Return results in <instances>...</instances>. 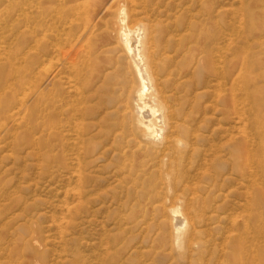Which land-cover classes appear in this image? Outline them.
Returning a JSON list of instances; mask_svg holds the SVG:
<instances>
[{
	"label": "rangeland",
	"instance_id": "1",
	"mask_svg": "<svg viewBox=\"0 0 264 264\" xmlns=\"http://www.w3.org/2000/svg\"><path fill=\"white\" fill-rule=\"evenodd\" d=\"M18 1L0 0V64L3 47H14L27 68L18 72L17 104L27 91L28 103L34 82L41 92L66 51L75 66L67 64L69 84L40 96L33 121L16 105L23 115L0 152L2 189L17 202L7 214L21 263L264 264V198H256L264 175L256 135L264 133V0H135L132 10L125 0H27L33 15L24 27ZM123 3L129 26L152 32L174 150L162 145L165 117H150L161 130L155 139L136 126L139 80L111 32V11ZM53 38L64 46L48 57ZM29 55L43 60L34 73ZM151 87L144 101L159 109ZM173 209L184 219L178 231Z\"/></svg>",
	"mask_w": 264,
	"mask_h": 264
},
{
	"label": "bare ground",
	"instance_id": "2",
	"mask_svg": "<svg viewBox=\"0 0 264 264\" xmlns=\"http://www.w3.org/2000/svg\"><path fill=\"white\" fill-rule=\"evenodd\" d=\"M33 1V0H32ZM31 1V2H32ZM96 1V0H95ZM98 1V0H97ZM100 1V0H99ZM26 2L27 0H19L18 3H17V11H18V16L20 17V24H21V27L23 26L24 27V24H26L28 22L29 19L32 18V15H33V11L30 12L28 10H26ZM55 2V1H54ZM122 2V1H121ZM124 2H126V6L127 4H129L131 10L133 9L134 7V2L135 0H125ZM73 3V2H72ZM88 3V2H87ZM90 3V2H89ZM99 4V3H98ZM79 5V4H78ZM85 5V3H84ZM92 6V5H91ZM96 6V5H95ZM120 6V5H119ZM117 6V7H119ZM126 6L123 5L120 6L119 8H117L116 10H110L112 15H113V18H114V21H111L113 20V18L110 20L112 22V28H111V32L114 34L116 38V43H113V44H117L120 46V50L123 51L124 56L125 57V60H127V58L129 59V63H130V66L133 70V73L136 75L137 79L139 80V88L138 89H135V92H136V99L137 101H139V103L136 105V113L138 115V120L136 122V126L144 133V137L145 139H151V138H156L158 137V135L161 133V130L159 128L156 127V124L151 120L150 117H154L156 119V122H161V120L163 121L165 117L166 119V126L168 127V133L167 135L164 137L163 139V146H165L168 151H170V147L173 146V150H174V145H172L174 143V138L172 137V134H173V129L176 127L172 118H170V114L172 113L171 111V108L172 106H168L167 104V99L165 98L164 94L163 93L164 91L162 90L161 88V85L159 86V84L156 82V75L154 73V61H153V58H152V52H153V47H152V39H151V34H150V31L148 28L144 27L141 22H139L136 27L135 26H129V24L127 23V19H126V14H125V8ZM47 7V6H46ZM99 7V6H98ZM30 8V7H29ZM54 8V7H53ZM69 8V7H68ZM113 8V7H111ZM150 8V7H149ZM92 9H94L92 7ZM92 9L90 11H92ZM106 9V8H105ZM109 9V7L107 8ZM95 10V9H94ZM93 10V11H94ZM130 10V9H129ZM79 11V10H77ZM89 11V12H90ZM96 12V11H95ZM140 12V11H139ZM39 13V12H38ZM91 13V12H90ZM93 13V12H92ZM88 15V14H87ZM140 15V14H139ZM17 16V15H16ZM74 17V16H73ZM89 18V17H88ZM69 20V19H68ZM87 20V19H86ZM145 21V20H144ZM87 22V21H86ZM85 22V24H86ZM67 23V22H66ZM88 23V22H87ZM149 26V25H148ZM84 27V26H83ZM81 28V27H80ZM88 29V28H87ZM56 30V29H55ZM75 30V29H74ZM143 31L145 33H143ZM83 32V31H82ZM81 32V33H82ZM20 33V32H19ZM143 34V36H142ZM77 36V35H75ZM44 37V36H42ZM142 37V38H141ZM154 37V36H153ZM54 39V38H53ZM90 39V38H89ZM55 40V39H54ZM73 41V40H72ZM69 42V41H68ZM70 43V42H69ZM81 44V43H80ZM64 46V45H62ZM61 44L59 42L56 43V40H55V43L51 45L50 48H47V51L45 50V54L48 55V57L51 55H53L54 53H56V49H59V52L61 50ZM154 46V45H153ZM69 47V46H68ZM71 48V47H70ZM63 49V48H62ZM87 49V48H86ZM203 49V48H202ZM2 62L0 64V152H2V150L4 149V146H6L7 142H4L5 139L7 137H9V135L12 133V131L15 129V124L18 125L16 123V116L20 117L19 115V109H16V105H19V107H21L22 105H25L26 107V110L30 112V114L32 115L33 119L32 121L34 120V116H35V113L37 111V108L39 106V98L42 94H44L45 92H48V96H49V90L53 89V92H54V89H58V86L59 84L62 83L63 84H69L70 82L68 81V75L66 73L65 70L69 71L70 72V67L73 65L70 61L71 59L73 58V56L71 57L72 54H70V52H63L64 54L62 55V65L63 67L59 68L57 71L53 72L51 78L49 79V81L47 80L46 81V78L45 79H41V82L45 81V85L43 86V89L41 90V92L37 93V90H38V86L40 84H38V86L36 85V83L34 82L29 88L27 87V89L29 90L30 92V99L28 101V103H26V100L29 96L28 95V91H27V94L25 95L27 98L26 100L22 98V100L19 102V104H17V101L18 100V96L16 97L17 94H15V86L18 82H16L17 80V77L19 76L18 72H20L21 70H24L25 69V72L27 71L26 69L27 68H23L22 67V64L21 63H18V60L16 59V55L15 54V51L16 49L14 47H10V48H7V46H4L3 49H2ZM119 50V51H120ZM62 53V52H61ZM122 53V52H121ZM82 54V53H81ZM80 55V54H79ZM242 55V54H241ZM240 55V56H241ZM236 56V55H235ZM122 57V56H121ZM76 58V57H75ZM57 59V58H56ZM117 59V58H116ZM122 59V58H121ZM237 59V58H236ZM243 59V58H242ZM27 61H25L24 63H27L28 64V68L29 70L32 72L34 71H37V67L43 63V60L42 58L40 57H31L29 55V57L27 56L26 58ZM53 60V59H52ZM124 59H122L123 61ZM125 60L123 62H125ZM239 60V59H237ZM241 60V59H240ZM51 60H49L48 62L51 64L50 62ZM55 61V60H53ZM58 61V60H57ZM118 61V59H117ZM162 61V60H161ZM160 61V62H161ZM164 61V60H163ZM233 61V60H232ZM59 62V61H58ZM89 62V60H88ZM230 62V60L228 61ZM238 62V61H237ZM60 63V62H59ZM70 63L72 65H70ZM114 63V62H113ZM118 63V62H117ZM128 63V62H127ZM128 63V64H129ZM163 62H161L162 64ZM172 63V62H171ZM235 63V62H233ZM243 62H241L242 64ZM67 64L70 65V67L68 68L67 67ZM25 65V64H24ZM127 65V64H126ZM168 65V64H167ZM166 65V66H167ZM208 65V64H207ZM222 65V64H220ZM42 66V65H41ZM49 66V65H48ZM47 66V67H48ZM66 66V67H65ZM166 66H163V67H166ZM232 66V65H231ZM45 67V66H44ZM47 67H45V69H47ZM51 67V65H50ZM49 67V68H50ZM73 68L75 66H72ZM96 67V66H95ZM126 67V66H124ZM128 67V69H129ZM86 68V67H85ZM127 68V67H126ZM161 68V67H160ZM241 68V67H240ZM239 68V69H240ZM69 69V70H68ZM76 69V68H75ZM90 69V68H89ZM78 70V69H76ZM156 70V69H155ZM162 70V69H161ZM164 70V69H163ZM215 70V69H214ZM45 71V70H44ZM51 71V70H50ZM85 71H87V69H85ZM33 72V73H34ZM77 73V71H75ZM241 72V71H240ZM28 73V72H27ZM31 73V72H29ZM45 73V72H44ZM48 72H46L45 74H47ZM74 73V72H72ZM75 73V74H76ZM85 73V72H84ZM130 73V72H129ZM216 73V72H215ZM43 74V75H45ZM71 74V73H70ZM79 74V73H77ZM158 74V73H157ZM239 74V73H238ZM74 75V74H73ZM85 75V74H84ZM130 75H132L130 73ZM229 75V74H227ZM39 76V75H38ZM47 76V75H45ZM76 76V75H74ZM78 76V75H77ZM128 76V75H127ZM21 77V76H20ZM72 77V76H71ZM174 77V76H173ZM238 77V76H237ZM28 78V77H27ZM76 80L77 78L74 77ZM160 78V77H159ZM19 79V78H18ZM22 79V78H21ZM20 79V80H21ZM26 79V77H25ZM24 79V80H25ZM80 79V78H79ZM78 79V80H79ZM34 80V78H33ZM38 80V79H37ZM40 80V79H39ZM134 80V78H133ZM19 81V80H17ZM68 81V82H66ZM73 81V80H72ZM126 81V80H125ZM132 81V80H131ZM165 81V80H163ZM168 81V80H167ZM172 81V80H171ZM16 82V83H15ZM24 82V81H23ZM28 82V81H27ZM78 82V81H77ZM122 82V80H121ZM134 82V81H133ZM31 83V82H29ZM40 83V81H39ZM73 83V82H71ZM130 83V82H129ZM128 82L124 83V84H129ZM165 83V82H164ZM171 83V82H170ZM168 83V84H170ZM233 83V82H232ZM19 85V84H17ZM60 85V87L62 86ZM76 85V83H75ZM123 85V84H121ZM249 85V84H248ZM73 86V85H72ZM72 86H69L72 87ZM131 86V85H130ZM151 86H154V92H153V97L151 96V99L152 100H158L159 101V109H155V107L157 108V106H151L149 105L147 102L144 101V96H145V93L146 91L150 90L149 88H152ZM23 87V86H22ZM49 87V88H48ZM68 86H66V90H68L69 88H67ZM120 87V86H119ZM122 87V86H121ZM21 88V87H20ZM79 88V87H78ZM123 88V87H122ZM19 89V87H18ZM26 89V90H27ZM72 89V88H71ZM76 89V88H75ZM126 89V88H124ZM48 90V91H46ZM65 89H62V91ZM73 90V89H72ZM121 90V89H120ZM119 90V91H120ZM127 90V89H126ZM236 90V89H235ZM129 91V89H128ZM127 91V92H128ZM121 92V91H120ZM134 92V94H135ZM37 95H36V94ZM52 93V92H51ZM63 93V92H61ZM60 93V94H61ZM69 93V91H68ZM64 94V93H63ZM90 94V93H89ZM119 94V92H118ZM122 94V92H121ZM120 94V95H121ZM124 94V92H123ZM122 94V95H123ZM126 94V93H125ZM151 94V93H150ZM36 95V96H35ZM62 95V94H61ZM70 95V93H69ZM72 95V94H71ZM70 95V96H71ZM121 95V97H122ZM129 95L126 94L125 96ZM173 95V94H172ZM254 95V94H253ZM24 96V97H25ZM70 96H68V98H71ZM114 96H115V93H114ZM244 96V95H243ZM53 97V96H52ZM57 97V95H56ZM134 97V96H133ZM148 97V96H147ZM46 98V97H45ZM59 98V97H58ZM57 98V99H58ZM118 98V97H117ZM129 98V97H128ZM132 98V97H130ZM20 99V98H19ZM60 99V98H59ZM135 99V100H136ZM150 99V100H151ZM51 100V99H50ZM62 100V99H61ZM64 100V99H63ZM71 100V99H70ZM126 100H127V97H126ZM134 100V98L132 99ZM246 100V99H245ZM67 101V100H66ZM117 101V100H116ZM121 101H124V98L123 100H120ZM136 101V102H137ZM232 101V100H231ZM55 102V101H54ZM64 102V101H63ZM72 102V100H71ZM118 102V101H117ZM126 102L128 101H125V104H127ZM249 102V101H248ZM43 103V102H42ZM59 103V101H58ZM67 103V102H66ZM64 103V104H66ZM129 103V102H128ZM157 103V102H155ZM172 103V102H171ZM241 103V102H240ZM56 104V103H55ZM61 104V103H60ZM67 105H70V103H67ZM73 105V104H72ZM129 105H131L129 103ZM59 106V105H58ZM122 106V104H121ZM125 106V105H124ZM41 107V106H40ZM43 107V106H42ZM41 107V109H42ZM70 107V106H69ZM73 107V106H71ZM126 107V106H125ZM128 107V106H127ZM132 107V106H131ZM129 106V109L131 108ZM22 108V107H21ZM65 108V107H64ZM118 108V107H117ZM122 108V107H121ZM133 108V107H132ZM173 108V107H172ZM39 109V108H38ZM47 109V108H46ZM128 109V108H127ZM231 109V108H230ZM24 110V109H22ZM70 110V109H69ZM75 110V109H74ZM121 110V109H119ZM125 110V109H124ZM124 110H121L122 112ZM131 110V109H130ZM242 110V109H241ZM163 111H167V115H162V112ZM249 111V110H248ZM46 112V111H45ZM121 113V112H120ZM128 113V111H127ZM126 113V114H127ZM19 114V115H18ZM125 114V113H124ZM130 113H128L127 115H130ZM175 114V113H174ZM23 115V114H22ZM122 115V114H120ZM126 115V117H127ZM136 115V116H137ZM173 115V114H172ZM182 115V114H181ZM25 115L24 114V118H25ZM239 116V115H238ZM43 117V116H42ZM120 117V116H119ZM121 117H124V116H121ZM174 117V116H173ZM22 118V116H21ZM40 118V117H39ZM81 118V117H80ZM128 119V118H127ZM126 119V120H127ZM176 120V117L174 118ZM129 120V119H128ZM63 122V121H62ZM122 123H123V118H122ZM129 123V122H128ZM64 124V123H63ZM83 124V122H82ZM258 124V123H257ZM256 124V125H257ZM126 126H129V125H126ZM161 126V125H160ZM259 126V125H257ZM36 127V126H34ZM159 127V126H158ZM132 128V127H131ZM162 128V127H160ZM181 128V127H180ZM88 129V128H87ZM122 129L123 126H122ZM129 129V128H128ZM16 130V129H15ZM126 131V130H125ZM129 131V130H127ZM82 133V132H81ZM119 133V132H118ZM76 134V133H75ZM121 134V132H120ZM17 135V134H16ZM257 135V138H258V141H259V145L261 146V149H262V152H263V156H264V133L260 128H258V131L256 133ZM75 136V135H74ZM129 136V135H128ZM127 136V137H128ZM124 137V136H123ZM139 137V136H137ZM176 138V137H175ZM13 139V138H12ZM11 139V140H12ZM17 139V138H16ZM132 139H136V137L132 138ZM140 139V137H139ZM119 140V139H118ZM138 140V139H137ZM65 141V140H64ZM14 142V141H13ZM12 142V143H13ZM16 143V142H15ZM133 143V142H131ZM146 144V143H145ZM18 145V144H17ZM15 146V145H14ZM119 146V145H118ZM36 147V146H35ZM11 148V147H10ZM250 148V147H249ZM141 149V148H140ZM166 149V150H167ZM16 150V149H15ZM121 150V149H120ZM143 150V149H142ZM172 150V151H173ZM247 151V150H246ZM5 153V152H4ZM172 153V152H171ZM182 153V152H181ZM12 154V153H11ZM50 154V153H49ZM125 154V152H124ZM176 154V153H174ZM172 155V154H171ZM164 156V154H163ZM172 159L174 157V155H172ZM246 158V157H245ZM250 158V157H249ZM176 160V159H175ZM178 160V159H177ZM248 161V160H247ZM262 161V160H261ZM260 161V162H261ZM262 163V162H261ZM245 164V163H244ZM257 165V164H256ZM258 165L259 164V160H258ZM262 166L261 169L258 168V166H256L258 168V171L261 170V173H264V171L262 172V169H264V161L262 163ZM259 166V167H260ZM247 169V168H246ZM250 169V168H249ZM253 169V168H252ZM2 170V169H1ZM247 171V170H246ZM1 173V171H0ZM2 174V173H1ZM0 174V264H22L21 261H20V258H21V253H19L18 255V252L14 249V246H12V243H13V239H12V234L10 232V229H11V225H12V220H10L9 218V214H7V211L10 209L11 206H15V204L17 203L16 202V199H7V196H5L4 194V190L2 189L3 185H1L2 183V176ZM80 174V173H79ZM259 174V173H258ZM257 176V175H256ZM263 185L261 186V192H258L257 193V197L258 200H262L264 198V175H263ZM7 191V189H6ZM9 193V192H8ZM7 193V194H8ZM78 193V192H77ZM6 194V195H7ZM174 198V197H173ZM247 198V197H246ZM253 198V197H252ZM253 200V199H252ZM256 200V199H254ZM16 202V203H15ZM260 202V201H259ZM15 203V204H14ZM27 203V202H26ZM251 204H252V201H251ZM257 204V203H256ZM162 205V204H161ZM185 205V204H184ZM253 205V204H252ZM260 205V204H259ZM71 206V205H70ZM171 207V206H170ZM68 208V207H67ZM70 209V208H69ZM170 209V208H169ZM179 209V208H178ZM176 209L174 211H172V213H174V224L173 226L175 227L174 230L178 231L183 224L184 222V219L181 217V214L179 212V210ZM10 211V210H9ZM167 211V210H166ZM168 212V211H167ZM170 217V216H169ZM168 218V217H167ZM166 218V219H167ZM12 219V218H11ZM63 220V219H62ZM168 220V219H167ZM171 220V219H170ZM168 222V221H167ZM171 222V221H170ZM172 224V223H171ZM253 224V223H252ZM193 228V227H192ZM246 228V227H245ZM190 230V228L188 229ZM181 231V230H180ZM190 232V231H189ZM188 232V233H189ZM195 232V231H194ZM246 233V232H245ZM188 235V234H187ZM186 235V236H187ZM62 236V235H61ZM192 236V234H191ZM189 237V235H188ZM14 238V237H13ZM239 239V238H238ZM187 240V239H186ZM240 240V239H239ZM33 238H32V235L30 234V237H29V243L30 245H32V242H33ZM38 243V242H37ZM241 245V244H240ZM250 256V255H249ZM250 260V259H249ZM242 261V260H241ZM248 264V263H247Z\"/></svg>",
	"mask_w": 264,
	"mask_h": 264
}]
</instances>
